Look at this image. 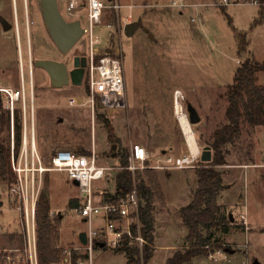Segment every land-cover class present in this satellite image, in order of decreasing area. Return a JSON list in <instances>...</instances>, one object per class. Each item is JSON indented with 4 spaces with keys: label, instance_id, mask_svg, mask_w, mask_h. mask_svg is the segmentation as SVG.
<instances>
[{
    "label": "rangeland",
    "instance_id": "obj_1",
    "mask_svg": "<svg viewBox=\"0 0 264 264\" xmlns=\"http://www.w3.org/2000/svg\"><path fill=\"white\" fill-rule=\"evenodd\" d=\"M102 1L108 7L101 24L95 25V34L99 36L96 46L121 50L126 105L100 108L96 112L105 113L119 144L108 141L103 121L95 110L91 111L89 103L68 104L72 97L86 99L84 83L53 87L47 73L34 65L35 59L63 60L73 55L77 47L83 48L82 37L67 54L61 53L50 39L42 15L38 21L29 17V38L22 28L19 45L14 31L0 32V87L17 89L20 75L23 76L27 118L32 104L36 148L43 165L50 167L49 158L59 148L72 152L94 150L99 163L111 167L105 182L97 184L104 192L110 191V172L118 165L117 149L128 148L130 142H144L156 152L148 163H155L163 156L162 150L165 154L185 152L184 139L173 113L177 89L182 92L185 105L192 104L200 116L199 123L192 124V128L198 146L205 147L203 144L210 139L213 129L225 122L224 92L232 82L236 67L247 58L264 60V6L259 7L252 0H228L226 5L219 3L222 0ZM17 2L20 12L22 2H35L34 11L40 10L39 0ZM112 2L121 4L120 17L110 7ZM60 10L67 20H73L61 4ZM137 19L142 26L130 36L125 35L124 24ZM107 23L111 24L110 28L106 27ZM257 83L264 84V71L257 73ZM2 95L6 103L5 92ZM21 101L22 98L15 106H20ZM9 134L12 148L11 128ZM112 144H116L115 149H111ZM197 166L154 169L166 199L163 193L164 202H155L156 247L147 264H166L167 256L183 247L187 229L178 207L192 197L190 191L196 186L194 169ZM216 168L224 183L218 203L222 204L224 215H231L232 219L227 233L219 229L215 232L223 244L222 253L198 256L190 264H253L254 261L264 264V126L243 124L239 135L227 146L225 163ZM12 184L0 179V251L10 256L8 262L21 258L23 248H19L17 236L26 233L19 209L21 201L10 191ZM44 186L49 196L50 217H61L58 244L72 246L77 233L87 228V222L74 210L75 206H68L77 188L67 180L64 171L51 169L40 176L39 191ZM241 214L246 220L240 218ZM92 225H104V220L94 216ZM93 260L94 264H125L126 257L106 246L94 248Z\"/></svg>",
    "mask_w": 264,
    "mask_h": 264
},
{
    "label": "built area",
    "instance_id": "obj_2",
    "mask_svg": "<svg viewBox=\"0 0 264 264\" xmlns=\"http://www.w3.org/2000/svg\"><path fill=\"white\" fill-rule=\"evenodd\" d=\"M252 2L258 4V0H252ZM57 3L59 9L60 4L65 8V13L70 18L80 21L83 28L81 36L83 42L81 43L86 49L87 64L83 77L86 99L81 96L72 97L68 100V104L84 106L89 103L92 112L95 110L97 102L105 109L124 107L126 94L121 50L110 47L100 49L96 46L99 43V36L95 34V25L101 24L104 10L108 6L102 0H62V2L57 0ZM219 3L226 5L229 2L222 0ZM110 7L115 11L116 16L120 17L119 8L121 5L112 2ZM80 17L83 18V21ZM106 27L110 28L111 24L107 23ZM29 71L31 73V63ZM0 92H5L8 98L4 105L10 112L11 130H13L12 119L15 102L22 98L20 104L23 124L22 147L18 157L16 159L12 157V169L16 175V181L11 185L10 191L16 194L21 201L19 209H21L23 220L26 223V228L24 226L25 243L23 250H20L21 258L8 262L10 256L6 254L4 264H19L20 262L38 264L35 204L39 193L40 176L42 172L50 169L64 171L70 182L73 180L78 182L76 187L80 193V204L74 210L87 222L86 243L79 242L77 245L62 247L60 259L50 264H94L95 244L102 242L110 248H116L120 246L124 236L133 239L141 247L144 240L139 230L136 189H132L127 198L120 202L96 200V197L103 194L102 189L97 187V182L104 178L108 167L98 163L93 151L84 155L67 149H57L50 156V167L43 165L34 142L35 127L32 105L30 106L29 119L26 114L23 76L20 75L19 88L0 87ZM173 97V113L184 139L185 152L180 154L164 153L155 163H148L149 156L145 149L141 145L130 144L127 168L132 174L144 168L184 169L197 166L202 148L198 146L195 131L189 120L187 104L185 105L184 96L180 90H175ZM115 215L118 217H114ZM94 216L102 218L104 225L94 227L92 225ZM240 218L246 220L243 214L240 215ZM132 223L136 225L135 234L131 232ZM74 252L77 254L76 258L73 257ZM213 253L221 254L222 251L217 249L214 252H209L207 256L212 257Z\"/></svg>",
    "mask_w": 264,
    "mask_h": 264
},
{
    "label": "trees",
    "instance_id": "obj_3",
    "mask_svg": "<svg viewBox=\"0 0 264 264\" xmlns=\"http://www.w3.org/2000/svg\"><path fill=\"white\" fill-rule=\"evenodd\" d=\"M259 7L264 6V0H258ZM34 63V62H33ZM264 71V60L245 59L235 69L232 82L226 86L224 92L227 101L224 115L225 122L213 129L210 139L203 146L211 149L210 161L198 162L194 169L196 187L192 191L190 201L180 207L179 214L187 232L184 236L183 247L173 251L166 259V264H190L202 255H208L222 248V242L215 232H228L230 217L224 215L223 206L218 203L222 189L221 172L216 168L225 163L227 146L239 135L242 125L250 127L264 126V84L257 83V73ZM102 108L97 102L95 112ZM96 116L103 121V127L110 142H117L112 125L105 118V113L96 112ZM13 147L10 145V112L5 108L3 95L0 92V179L7 183H14L16 175L12 169V157L16 159L22 147V113L21 106H15L13 112ZM7 131L6 134H3ZM55 151V150H54ZM53 151V152H54ZM52 152V153H53ZM77 154H90V151H80ZM128 148L117 149L115 158L119 169L114 175V192H103V201L120 202L127 198L132 189H136L137 214L139 230L144 240L141 247L128 236H124L120 246L112 248L114 252L125 255V264H147L152 258L155 241L156 201L164 202L163 192L152 168L137 170L134 174L127 168ZM47 185V178L45 180ZM44 182V183H45ZM79 205L77 198L68 200L69 207ZM50 204L46 186L38 193L35 204V234L38 264H50L58 261L62 247L59 246V216L51 218ZM114 217H118L115 215ZM131 232L136 233V225L131 224ZM24 236H17L19 248H23ZM98 247L97 244L94 246ZM106 245H103V248ZM5 252L0 251V264H4ZM73 257L77 254L74 252ZM19 264H26L20 262Z\"/></svg>",
    "mask_w": 264,
    "mask_h": 264
},
{
    "label": "water",
    "instance_id": "obj_4",
    "mask_svg": "<svg viewBox=\"0 0 264 264\" xmlns=\"http://www.w3.org/2000/svg\"><path fill=\"white\" fill-rule=\"evenodd\" d=\"M40 10L45 28L50 36L55 47L61 53H67L78 42L83 34V28L80 25L78 19L67 20L60 12L57 0H39ZM142 26L139 19L130 21L123 26L125 35L130 36L135 30ZM144 31H147L144 28ZM80 59L81 62L77 63L76 60ZM85 57H75L74 67L71 72V83L73 85H81V79L85 66ZM34 65L42 68L49 77V82L53 87H61L67 84L66 67L62 61L46 58H38L34 60ZM187 112L189 120L192 124H197L200 121V116L192 104H187ZM116 144L111 145V149H115ZM200 159L202 161H210L211 149L209 146H205L201 151ZM72 184L77 186L76 180L72 181ZM232 219V216H230ZM78 240L82 243H86V233L81 231L78 233ZM102 246V243H99ZM253 264H257L256 261Z\"/></svg>",
    "mask_w": 264,
    "mask_h": 264
},
{
    "label": "flooded vegetation",
    "instance_id": "obj_5",
    "mask_svg": "<svg viewBox=\"0 0 264 264\" xmlns=\"http://www.w3.org/2000/svg\"><path fill=\"white\" fill-rule=\"evenodd\" d=\"M18 4H19V2H17V0H0V32L6 34L10 31L11 32L14 31L15 36H16L17 45L20 44V32H21L22 28H23L24 32H26V34L29 38L30 25H31L29 17L30 16L35 17V19H37V21H38V16L41 15V10L38 9V10L34 11L35 2H22L23 11H21V12L19 11V5ZM29 4L31 6H33V9L31 8L32 11L29 10ZM60 12L62 13L61 10H60ZM31 22H33V20H31ZM29 44H30V39H29ZM81 45H82V43H81ZM29 51H30V49H29ZM65 54H67V53H65ZM76 56H78V57L84 56L85 57V59H84L85 60L84 61L85 66H84V70H83L81 84L84 83L83 77H84V73H85V67L87 64L86 49L84 47L83 48L77 47L76 52L73 55L67 56L63 60H58V61H62L66 67L67 80H68L66 85L72 84L71 83V72L75 69L74 60H75ZM31 59H30V61H31ZM76 62L79 63V62H81V60L78 59V60H76Z\"/></svg>",
    "mask_w": 264,
    "mask_h": 264
},
{
    "label": "crops",
    "instance_id": "obj_6",
    "mask_svg": "<svg viewBox=\"0 0 264 264\" xmlns=\"http://www.w3.org/2000/svg\"><path fill=\"white\" fill-rule=\"evenodd\" d=\"M117 3H119V2H117ZM121 5V4H120ZM133 7H135L136 5H132ZM105 14V10H104V13H103V15ZM9 88V87H8ZM11 88V87H10ZM32 105V104H31ZM32 110H33V108H32ZM26 114H27V109H26ZM33 116H34V112H33ZM34 134H35V132H34ZM34 142H35V147H36V137L34 136ZM130 144H137V145H141L144 149H145V151L147 152V154H148V156H149V158H148V162H151V155L152 154H155L156 152H154L152 149H150V147L148 146V144H146V143H144V142H130L129 143V145H128V150H130ZM59 149H66V148H59ZM169 149H172V147H170ZM36 150H37V148H36ZM57 150V149H56ZM67 150H69V149H67ZM71 151V150H70ZM93 152H94V150H93ZM91 153V152H90ZM95 153V152H94ZM161 153L162 154H164L165 153V151L164 150H162L161 151ZM96 155V154H95ZM40 156V155H39ZM156 156V155H155ZM97 161H98V159H97ZM41 162H42V160H41ZM49 163H50V158H49ZM98 163H99V161H98ZM101 164V163H100ZM102 165H104V164H102ZM104 166H106V165H104ZM108 167V166H107ZM109 169H111V167H108V169L106 170V172H105V176H104V178L102 179V180H99L98 182H97V184L100 182H102V184H103V182H105L104 181V179H105V177H106V174L108 173V170ZM115 171H112V172H110V182H111V184H113V187H111V184H110V191H104V192H109V193H113L114 192V175H115V172L119 169V167H118V165L115 167ZM112 173V174H111ZM194 173H195V171H194ZM222 177V176H221ZM68 180V179H67ZM69 181V180H68ZM70 182V181H69ZM159 183H160V185H161V187H162V190H163V193H164V196H165V199H166V195H165V192H164V189H163V186H162V184H161V182H160V180H159ZM71 184H72V182H71ZM73 185V184H72ZM222 185H224V183H223V180H222ZM74 187H76L75 185H73ZM196 187V186H195ZM77 188V187H76ZM195 189V188H194ZM77 190V193L75 194V196L73 197V198H77L78 200H79V204H80V193H79V189L77 188L76 189ZM192 191L193 190H191L190 191V194H192ZM220 194V193H219ZM96 200H101V199H103V194H101V195H99L98 197H96L95 198ZM166 203H167V200H166ZM0 204H1V202H0ZM222 205V204H221ZM77 207V206H76ZM169 207V206H168ZM180 207H182V206H180ZM180 207H178V210L180 209ZM75 208V207H74ZM231 215H229V217H230ZM59 218H61V217H59ZM84 219V218H83ZM84 221H85V219H84ZM182 221V220H181ZM81 231H85V230H80L79 232H81ZM78 232V233H79ZM78 233H77V240H72V241H74V243H72L71 245H77L80 241L78 240ZM156 233H157V228H156ZM81 243V242H80ZM99 243H102V242H99ZM99 243H97V245H98V247L97 248H103V245L102 246H100L99 245ZM155 247L156 246H154V249H155ZM172 253V252H171ZM170 253V254H171ZM170 255H168L167 256V258L169 257ZM166 258V259H167ZM195 259V258H194ZM193 259V260H194ZM192 260V261H193ZM165 263H166V260H165Z\"/></svg>",
    "mask_w": 264,
    "mask_h": 264
}]
</instances>
